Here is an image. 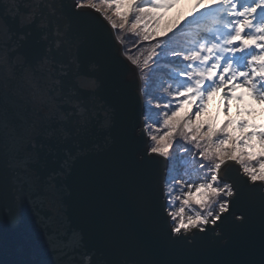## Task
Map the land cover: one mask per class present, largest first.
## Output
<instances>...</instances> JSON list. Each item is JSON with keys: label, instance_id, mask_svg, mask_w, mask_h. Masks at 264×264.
<instances>
[{"label": "snow or ice", "instance_id": "1", "mask_svg": "<svg viewBox=\"0 0 264 264\" xmlns=\"http://www.w3.org/2000/svg\"><path fill=\"white\" fill-rule=\"evenodd\" d=\"M179 3L0 0V210L17 223L27 209L56 264H219L112 260L80 229L60 239L93 209L84 162L101 154L154 249L223 251L258 221L259 260L229 264H264V129L228 116L264 105V0H195L165 22ZM217 95L227 118L201 121Z\"/></svg>", "mask_w": 264, "mask_h": 264}, {"label": "water", "instance_id": "2", "mask_svg": "<svg viewBox=\"0 0 264 264\" xmlns=\"http://www.w3.org/2000/svg\"><path fill=\"white\" fill-rule=\"evenodd\" d=\"M29 41L26 48H34L31 37ZM21 51L26 52V49ZM84 170L93 174L96 180L93 209L89 214L71 213L68 231L60 239L67 240L73 229L82 230L89 241L106 239L109 243L107 257L117 261L182 258L229 264L259 260L258 221H254L253 232L242 233L235 239L232 247L223 251L214 245L183 257L157 251L124 207L120 195L122 178L114 170L109 158L101 154L95 159L87 160L84 162ZM68 183L72 189V199L79 200L81 194L73 180L70 179ZM40 261L56 264V256L28 210H25V218L17 223L9 222L7 208L0 210V264H35Z\"/></svg>", "mask_w": 264, "mask_h": 264}, {"label": "rangeland", "instance_id": "3", "mask_svg": "<svg viewBox=\"0 0 264 264\" xmlns=\"http://www.w3.org/2000/svg\"><path fill=\"white\" fill-rule=\"evenodd\" d=\"M219 95L215 96L206 109V112L201 117V121L215 120L217 124L222 123L227 117L220 111ZM228 116L233 120H246L248 122L247 131L264 129V105L257 104L254 101L245 98V101L237 106L233 103L229 106ZM259 151V147L256 149Z\"/></svg>", "mask_w": 264, "mask_h": 264}, {"label": "trees", "instance_id": "4", "mask_svg": "<svg viewBox=\"0 0 264 264\" xmlns=\"http://www.w3.org/2000/svg\"><path fill=\"white\" fill-rule=\"evenodd\" d=\"M195 0H180V3L165 14V22H174L186 15ZM207 2V0H205Z\"/></svg>", "mask_w": 264, "mask_h": 264}]
</instances>
